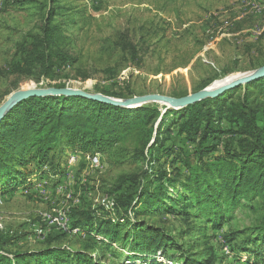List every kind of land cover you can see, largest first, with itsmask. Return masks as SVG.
Wrapping results in <instances>:
<instances>
[{"label":"rangeland","instance_id":"1","mask_svg":"<svg viewBox=\"0 0 264 264\" xmlns=\"http://www.w3.org/2000/svg\"><path fill=\"white\" fill-rule=\"evenodd\" d=\"M20 1L24 5L8 6L6 0H0V107L15 92L33 88H71L90 94L109 89L123 96L112 98L123 101L149 95L183 98L227 79L230 84L253 76L264 66V0ZM44 23L54 29L58 38L57 53L76 60L49 74L41 62H34L38 54L45 53L39 46L36 49L38 42L34 39L42 36ZM249 89L252 94L248 102L257 111L262 126L264 82ZM242 94L238 93L240 99L236 100L230 93L214 105L219 127L228 129L244 123L243 118L237 122L230 112L241 110ZM140 107L158 110L153 119L157 133L164 114L181 109L158 102ZM70 108L79 114L76 107ZM140 113L126 115L117 122L122 127L133 123V127L148 116ZM173 115L159 137L154 134L144 157L140 141L134 137L122 139L118 150L108 154L96 148L81 152L61 145L48 155L41 169L35 164L25 166L31 172L23 175L18 184L0 188V253L11 258L22 252L41 256L48 249H60L64 252L54 259L38 257L26 264L49 260L50 264L56 260L58 264H83L73 261L74 252L85 253L93 264H123L131 255L147 256L141 252L144 242L139 240L151 230L154 241L143 246L156 250L158 261L164 264H183L184 258H209L211 248L217 257L212 264H264V241L259 242L260 251L255 254L239 249L242 244L243 248H251L250 242H245L246 235H240L234 243L225 238L230 232H243L264 221V186L259 194L250 193V200L243 193L235 206L227 205L230 199L222 197L223 209L230 213L217 229L192 216L196 209H189L179 196L183 186L195 187L200 181L203 188L202 183L212 179L211 185L216 188L217 181L226 184L230 171H224L221 178L206 174L193 183L195 173L201 178L207 164L221 152L195 154L200 136L178 140L175 131L185 118ZM42 117L45 115L39 119ZM23 118V114H16L2 129L0 147H6L3 160L7 156L15 160L24 146L23 157L35 152L33 141L22 131ZM228 136L223 134L222 138ZM171 139L178 141L168 154L164 150ZM245 175L247 181L258 177L253 169ZM144 187L151 193L168 189L176 200L166 203L174 209L149 216L144 211L148 199H144L142 214L136 216L133 206ZM190 188L185 189L189 191H185L187 198ZM130 221L142 222L141 227L131 228ZM115 224H120L117 239L113 235ZM139 257L137 263L146 264V258L143 262Z\"/></svg>","mask_w":264,"mask_h":264},{"label":"trees","instance_id":"2","mask_svg":"<svg viewBox=\"0 0 264 264\" xmlns=\"http://www.w3.org/2000/svg\"><path fill=\"white\" fill-rule=\"evenodd\" d=\"M23 2L24 1L13 0V3H11V1L6 0V5H24ZM54 11V8L50 10V15L52 17ZM42 29V36L34 37V39L38 42L36 49L38 50L39 46L41 52L44 51L45 53L38 54L34 59V62H41L44 65L47 74L52 71H61L62 68L75 63V58L70 55L62 58L60 56L61 54L57 53L55 48L58 43V38L54 34V29L50 28L45 23ZM261 81L264 82V77L229 90L217 98H208L179 110H170L162 117L158 133L153 124L154 116L158 114V110H151L143 107H114L79 96L30 98L25 102L17 104L0 121V140L3 133L2 129L11 123L16 114L21 113L24 116L22 131L28 135V138H30L31 141H33L35 152L29 154L27 157H23L26 151V146H24L18 150L15 160H12V156H7L5 160H3L2 155H4L6 147H0V188L18 184L23 175H28L31 172H27L28 169L25 167L27 165L35 164L41 169L45 161L48 159V155L59 149V146L61 145H68L74 150L81 152H88L96 148L100 153L108 154L111 151L115 152V150H118L117 146L122 139L135 137L136 140L140 141L139 145L142 146L140 154L144 157L146 155V149L148 148L147 146L154 138V134L156 133L159 137L163 125L170 119H168V117L174 114L177 116H183L185 119L187 118L186 120L184 119V122H182L175 131L178 140H182L183 137L200 136L199 143L195 148V154L203 156L206 151L211 153L221 152V156L215 157L214 162L207 164L204 175L201 176V178H199L200 175L195 173L196 177L193 179V183L198 179L204 178L206 174L213 173V175L216 174L221 178L225 175L224 171H230L226 184L217 181V184L215 185L216 188H214L213 185H211L212 179L211 181L210 179H207V181L202 183L203 188L202 185L199 184L200 181L197 182V186L195 187L185 184L183 186V193L179 194L182 199L186 200L189 209H196L192 216L205 220L207 224H212L214 229H217L223 224L226 213H230V210L225 211L223 209L224 203L221 200L222 197V199H230L229 203L226 202L227 205L235 206L237 199L244 196L243 193H246L245 198L250 200V193L252 195L259 194L264 186V124H261L262 126H260L258 123L259 120L256 116L257 111H254L248 102V99H251L250 96L252 94V90H250L249 87ZM240 92H243L241 100H243L242 102L244 104L243 106L241 105L242 108L240 111L236 110L230 112L234 113L237 122L240 118H243L244 123L241 125L236 124L235 126L230 125L228 129L219 127L215 118L216 109H214L217 107L214 105L222 97L230 93H233L234 96H236V100L240 99V96H238V93ZM100 93L109 97L123 98V96H120L109 89H103ZM50 102L58 103V106L54 108L49 104ZM232 103L235 105L234 102ZM71 106L77 108V112L80 116L76 112L69 110ZM82 110L85 111L82 113L80 112ZM139 112L148 113V116H144L143 122L135 124L133 127H131L133 123L129 126L122 127L119 124L120 122H117L121 121L126 115L137 114ZM70 114H77V116H72ZM41 115H45V117L39 119ZM74 117L75 119H73ZM37 118L38 121L36 120ZM34 125L37 129H34ZM32 131L34 133L30 137V132ZM223 134H228L229 136L222 138ZM211 137L214 138L212 139ZM157 139L158 138H156L155 141H157ZM178 140L176 139V141ZM171 141L170 146L164 150L168 154L173 150V147H175L177 143L172 139ZM3 143H8L7 139H5ZM154 144L155 142L151 145ZM149 148L151 149V146ZM13 161H15V164H13ZM16 163L20 165V167H18ZM252 169L258 173V177L255 180L247 181L248 177L245 173ZM246 183H248L247 187L245 186ZM189 187H191L190 189H192V191L187 198L185 191H189L185 189H188ZM146 189L147 188L144 187L141 190L142 192L139 195V200L137 201L136 206H133L132 211L136 216L142 214V207L146 202H143L144 199H148L147 208L144 211L149 216L154 212L162 211L165 213L174 209L172 204L166 203L167 200L171 202L176 200V198L169 195L168 189L165 188L161 193H151ZM214 189L216 190V195L213 193ZM158 198L160 199L158 200ZM176 214L181 213L179 212ZM141 223L142 222L140 221H130L128 224L131 228H138L141 227V225H139ZM115 225L116 231L113 232V235L117 239L119 235L118 227L120 224ZM148 231H150L148 235H146L145 238H140L139 242H148L151 244L154 241V231ZM240 235H246L247 238L245 242H250L251 248H247L248 246L243 248L242 244L239 245V249H244L243 251L245 252L250 250L255 254L258 253V251H260L258 249L259 242L264 241V221L256 226L245 229L243 232H230L225 235V238L230 243H234L238 240ZM125 236L126 234L124 235V238ZM144 243L142 244L143 250H141V252H146L147 256L142 253L139 255L134 254L128 257V263L123 262V264H139L136 261L139 256L142 257L143 262H145L146 258V264H164L158 261L156 250L152 252L150 248L143 246ZM134 244L138 245L139 243L135 240ZM132 250L135 249L132 248ZM211 251L213 253L212 256L209 257L210 259L207 257L202 260L184 258L183 264H212L217 260V257L214 255L215 250L213 248H211ZM63 252L64 251L60 249H48L44 251L41 256L38 254L34 255L32 252H22L14 254L11 258L3 256L0 253V264H26L29 259L44 256H48V259H54L55 255L62 254ZM150 253L151 255H148ZM72 255L74 257L73 261H77V263L93 264L91 262L93 259L85 253L74 252ZM49 262L50 260L37 262L36 264H50ZM58 263L59 261L56 260L53 264Z\"/></svg>","mask_w":264,"mask_h":264},{"label":"water","instance_id":"3","mask_svg":"<svg viewBox=\"0 0 264 264\" xmlns=\"http://www.w3.org/2000/svg\"><path fill=\"white\" fill-rule=\"evenodd\" d=\"M264 77V66L257 70L253 76H247L236 80L230 84L224 85L214 90H209L206 88L189 96L183 98H172L160 95H149L143 97H135L129 100H118L103 94H90L85 91L75 90L71 88L65 89H26L17 91L10 96V98L0 107V121L19 103L26 101L30 98H45V97H56V96H65V97H84L91 101L105 103L114 107H123V108H135L139 107L145 103L149 102H158L165 103L167 105L173 106L174 108H183L194 103H198L208 98H217L229 90L235 89L242 85H246L252 81H256Z\"/></svg>","mask_w":264,"mask_h":264},{"label":"bare ground","instance_id":"4","mask_svg":"<svg viewBox=\"0 0 264 264\" xmlns=\"http://www.w3.org/2000/svg\"><path fill=\"white\" fill-rule=\"evenodd\" d=\"M231 77V76H230ZM229 79H227V80H225L224 81V83L223 82H218V83H215V84H213L210 88H209V90H214V89H217V88H219V87H222V86H224V85H227V81H228ZM224 84V85H223ZM131 108H133V107H131Z\"/></svg>","mask_w":264,"mask_h":264}]
</instances>
